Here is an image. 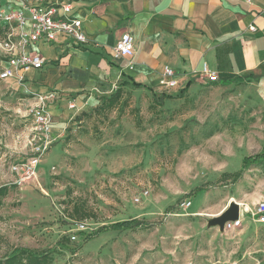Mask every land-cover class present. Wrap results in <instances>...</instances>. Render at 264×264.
<instances>
[{
  "label": "rangeland",
  "instance_id": "374dc122",
  "mask_svg": "<svg viewBox=\"0 0 264 264\" xmlns=\"http://www.w3.org/2000/svg\"><path fill=\"white\" fill-rule=\"evenodd\" d=\"M3 59L0 50V69ZM41 71L26 73L24 87L0 81V258L28 248L55 249L52 264H264L263 224L241 212V228L207 227L230 202L252 209L264 196V162L243 167L264 151L257 86L239 81L167 106L125 86L119 104L83 128L59 139L51 128L36 178L17 185L11 166L30 154L29 110L47 92ZM129 220L141 227L112 225Z\"/></svg>",
  "mask_w": 264,
  "mask_h": 264
},
{
  "label": "crops",
  "instance_id": "0c3cea01",
  "mask_svg": "<svg viewBox=\"0 0 264 264\" xmlns=\"http://www.w3.org/2000/svg\"><path fill=\"white\" fill-rule=\"evenodd\" d=\"M26 1L33 6L68 3L69 15L81 21L88 38V43L81 46L58 37L53 43L39 41L27 48L28 52L42 54L45 64L37 80L41 79L47 92L54 91L58 96L49 106L57 111L51 125L60 130L56 139L64 128L81 123L75 122L76 117L96 107L101 98L110 96L128 79L141 85L142 90H153L156 97L221 89L193 73L204 64L216 73L218 82L229 79L232 84L242 81L257 86L256 99L264 104L263 0ZM18 6L15 0H0V12ZM251 26L254 32L248 30ZM124 33L133 39L134 54L114 60L111 48ZM164 67L175 73L177 84L170 90L158 86ZM181 100H165L164 106ZM71 101L74 110L68 109ZM261 201L264 196L256 202Z\"/></svg>",
  "mask_w": 264,
  "mask_h": 264
},
{
  "label": "built area",
  "instance_id": "2783aa9c",
  "mask_svg": "<svg viewBox=\"0 0 264 264\" xmlns=\"http://www.w3.org/2000/svg\"><path fill=\"white\" fill-rule=\"evenodd\" d=\"M19 5L8 11L0 12V22L8 30L0 42V50L4 54V65L0 69V81L13 80L18 87L25 86V74L29 71H39L43 68L45 60L37 54L27 51L28 47L39 41L55 42L58 37L68 39L74 45H85L88 38L82 30L79 19L70 16L71 7L68 3H53L46 5H29L26 0H15ZM252 0H246L251 3ZM264 10V0L261 2ZM254 32V27H249ZM134 54L133 39L124 33L111 48V57L114 60L130 58ZM131 67V66H130ZM203 81L215 83L218 77L207 66L202 65L199 71L193 72ZM175 73L169 67H164L158 81L161 89L169 90L176 86ZM56 92L49 91L36 96V101L29 110L31 117V149L24 161L11 166V172L16 176L15 183L21 185L36 178V166L39 160L48 152L53 140L50 138L52 117L48 108L57 100ZM68 109H76L73 101L68 103ZM147 193H144L146 195ZM135 201H138L136 199ZM190 202L183 203V207H190ZM238 218L226 222L223 232L241 228L239 215L241 212L251 217L252 221L264 225V201L256 203L252 209H247L243 204H238ZM74 239V237H71Z\"/></svg>",
  "mask_w": 264,
  "mask_h": 264
},
{
  "label": "trees",
  "instance_id": "16d2710c",
  "mask_svg": "<svg viewBox=\"0 0 264 264\" xmlns=\"http://www.w3.org/2000/svg\"><path fill=\"white\" fill-rule=\"evenodd\" d=\"M8 32V30L4 27L0 26V35L4 37V35ZM5 60L3 59V62ZM218 82V81H217ZM213 83L216 86L226 87L232 84L233 81L229 79H222L218 83ZM132 86L135 89H141V85L133 82L131 79H128V81L122 82L118 88H116L113 93L108 96L101 98V103L93 108L92 113H82L78 117L75 118V122L79 123V129L83 128L81 127L83 123H86L85 120L90 118L95 113H100L103 111H109L113 109L116 105L119 104L121 98H122V88L125 86ZM188 86L182 91L181 94L186 92ZM180 96V95H179ZM182 96V95H181ZM181 97H170L169 95H160L159 97H156V101L160 106L164 105L165 100H173L178 99ZM78 126V125H77ZM264 162V151L260 152L256 156L247 157L243 159V167L246 168L248 166L254 165V164H261ZM6 195V187L0 188V197H3ZM117 227V229L121 231L125 230H135L137 228L141 227V222H135L134 220L125 221L122 223H115L112 224ZM111 225V226H112ZM106 227H103L105 229ZM102 229V230H103ZM67 239L63 238L58 245L61 246V248H65ZM55 249H49L48 251H34L30 250L28 248H15L12 249L9 253L5 254L3 257L0 258V264H52L53 263V253Z\"/></svg>",
  "mask_w": 264,
  "mask_h": 264
},
{
  "label": "water",
  "instance_id": "95a60500",
  "mask_svg": "<svg viewBox=\"0 0 264 264\" xmlns=\"http://www.w3.org/2000/svg\"><path fill=\"white\" fill-rule=\"evenodd\" d=\"M238 203L230 202L228 208L222 211L218 216L207 220L208 228H218L223 233V226L226 222L235 221L238 218Z\"/></svg>",
  "mask_w": 264,
  "mask_h": 264
}]
</instances>
